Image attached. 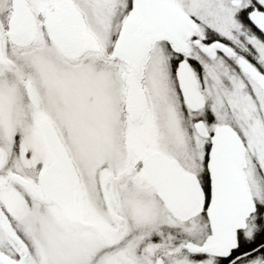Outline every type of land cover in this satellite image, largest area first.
<instances>
[{"label":"snow or ice","instance_id":"obj_1","mask_svg":"<svg viewBox=\"0 0 264 264\" xmlns=\"http://www.w3.org/2000/svg\"><path fill=\"white\" fill-rule=\"evenodd\" d=\"M0 264H264V0H0Z\"/></svg>","mask_w":264,"mask_h":264}]
</instances>
